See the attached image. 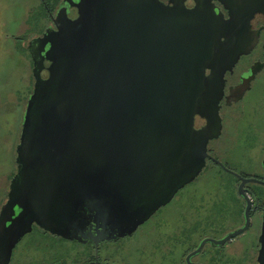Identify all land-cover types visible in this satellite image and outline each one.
I'll list each match as a JSON object with an SVG mask.
<instances>
[{
    "label": "water",
    "instance_id": "obj_1",
    "mask_svg": "<svg viewBox=\"0 0 264 264\" xmlns=\"http://www.w3.org/2000/svg\"><path fill=\"white\" fill-rule=\"evenodd\" d=\"M65 1L77 17L60 8L56 28L28 44L35 81L0 211V264L34 223L81 239L95 221L97 240L123 237L192 182L222 129L225 48L236 43L229 63L248 51L239 39L260 9L221 0L226 19L176 0ZM260 240L264 264V213Z\"/></svg>",
    "mask_w": 264,
    "mask_h": 264
},
{
    "label": "flooded vegetation",
    "instance_id": "obj_2",
    "mask_svg": "<svg viewBox=\"0 0 264 264\" xmlns=\"http://www.w3.org/2000/svg\"><path fill=\"white\" fill-rule=\"evenodd\" d=\"M79 0H74L78 2ZM167 6H174V0H160ZM179 4L183 3L186 9H194L199 5L214 7L218 14L224 18H229V10L221 0H176ZM42 10L30 20L41 21V32L35 37L45 34L48 29H55L54 17L58 10L67 7L68 15L75 18L78 15V7L68 4L65 0H41ZM260 9L250 19L249 29L239 41L247 46L248 51L242 53L233 63H229L232 54L236 51V43L232 42L225 48L226 56L219 68H225L223 93L220 99L219 113L222 122L221 133L218 137L211 139L208 143V157L206 166L201 175L210 166L218 171H226L235 176V188L242 197L243 214L226 215L220 221L201 219L190 210L185 209L171 222L160 215L157 223L148 235L140 230L148 223L164 206L169 204L187 185L194 182L199 175L190 183L182 187L166 205L161 206L145 222L140 224L132 233L119 238L109 239L104 235L96 239L98 232H102L95 221L89 222L83 228V233L77 234L81 239L67 238L62 235L52 233L40 225L34 223L33 229L24 234L22 239L29 237L31 241L39 243V238L50 239L45 243L42 264H129L120 262L122 256L129 258L133 251H136L140 264H261L260 252L262 242L263 213H264V142L261 167L257 173L247 174L238 171L224 157L226 149L231 150L235 144L250 143L256 137L264 140V0H256ZM18 37V36H17ZM26 40V45L30 40ZM225 40V37L223 38ZM48 48V47H47ZM31 56V55H30ZM33 60V58H31ZM44 64L48 66L49 61ZM34 70V62L31 64ZM212 68L206 69V74L210 75ZM34 74V73H33ZM48 74L47 68L42 70V75ZM33 92V91H31ZM259 92V94H258ZM207 120L201 115L195 117V127L201 128ZM240 124L249 127L246 134L239 131ZM254 128H260L255 131ZM231 129V130H230ZM234 139L232 144L226 141ZM236 149H232L235 152ZM16 158V156H15ZM16 171L15 169L8 179V190L3 200H0V211L2 205L7 200L9 183ZM243 180H247L243 183ZM261 186V187H258ZM221 200L217 199L208 203L203 200L202 206L205 208L222 206ZM16 213L18 209H15ZM91 233L88 235V233ZM111 232V230L109 229ZM109 232V234H110ZM37 235V237H36ZM18 242V243H19ZM17 243V244H18ZM31 243V242H30ZM8 264H18L14 262V250ZM31 245H35L34 242ZM30 247V246H28ZM39 248V247H38ZM126 254V255H123ZM50 257V258H49ZM57 259L52 262V258Z\"/></svg>",
    "mask_w": 264,
    "mask_h": 264
},
{
    "label": "rangeland",
    "instance_id": "obj_3",
    "mask_svg": "<svg viewBox=\"0 0 264 264\" xmlns=\"http://www.w3.org/2000/svg\"><path fill=\"white\" fill-rule=\"evenodd\" d=\"M41 0H0V200H3L8 190V179L15 169L16 147L19 142L21 125L27 100L34 88V74L31 70V56L26 45L27 38L35 37L41 32V21L30 20L42 10ZM36 35V36H37ZM18 36V37H17ZM26 39V40H25ZM259 94V92H258ZM231 130V129H230ZM249 130L245 124H240L239 131L246 134ZM257 132L260 128H254ZM234 139L226 143L232 144ZM241 141V140H240ZM237 142L232 149H226L224 155L227 161L238 171L254 174L261 167L264 142L260 137L253 138L252 144ZM235 176L218 171L213 166L206 169L199 178L184 187L176 197L164 206L140 230L141 235L154 229L159 223L160 215L168 223L174 220L183 209L207 220L220 221L226 215L242 216V197L234 186ZM261 187V186H258ZM221 200L222 206L205 208L203 200L211 203ZM148 235V233L144 234ZM37 237V235H36ZM39 243L29 237L22 239L14 250V262L18 264H42L46 257L43 251L48 238H39ZM31 242V243H30ZM35 245H31V244ZM30 246V247H28ZM39 247V248H38ZM123 255H126L123 253ZM50 258V257H49ZM57 258L53 257L52 262ZM120 262L140 264L136 251L129 258L122 256Z\"/></svg>",
    "mask_w": 264,
    "mask_h": 264
}]
</instances>
